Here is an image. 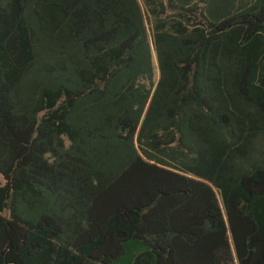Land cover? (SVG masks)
<instances>
[{
	"label": "trees",
	"instance_id": "trees-1",
	"mask_svg": "<svg viewBox=\"0 0 264 264\" xmlns=\"http://www.w3.org/2000/svg\"><path fill=\"white\" fill-rule=\"evenodd\" d=\"M235 257L264 264V0H0V264Z\"/></svg>",
	"mask_w": 264,
	"mask_h": 264
},
{
	"label": "rangeland",
	"instance_id": "rangeland-1",
	"mask_svg": "<svg viewBox=\"0 0 264 264\" xmlns=\"http://www.w3.org/2000/svg\"><path fill=\"white\" fill-rule=\"evenodd\" d=\"M155 64H156V67H157V69H156V80H158L159 79V76H160V74H159V70H158V66H157V58H156V56H155ZM219 198H220V201H221V203H222V199H221V197L219 196ZM222 206H223V204H222ZM230 264H239L238 263V260H237V258L235 257L234 258V260L230 263Z\"/></svg>",
	"mask_w": 264,
	"mask_h": 264
}]
</instances>
